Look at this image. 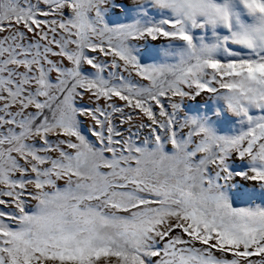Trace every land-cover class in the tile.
I'll use <instances>...</instances> for the list:
<instances>
[{
  "label": "snow or ice",
  "instance_id": "snow-or-ice-1",
  "mask_svg": "<svg viewBox=\"0 0 264 264\" xmlns=\"http://www.w3.org/2000/svg\"><path fill=\"white\" fill-rule=\"evenodd\" d=\"M234 176L264 189V0H0V264H264Z\"/></svg>",
  "mask_w": 264,
  "mask_h": 264
},
{
  "label": "rangeland",
  "instance_id": "rangeland-1",
  "mask_svg": "<svg viewBox=\"0 0 264 264\" xmlns=\"http://www.w3.org/2000/svg\"><path fill=\"white\" fill-rule=\"evenodd\" d=\"M118 10V9H117ZM108 21L117 22L121 18L113 16L110 12L106 13ZM140 52H143V45L138 46ZM144 62H148L147 58L141 57ZM185 111L193 116H206L208 122L215 128L216 132L221 135H231L239 130L237 119L229 112L226 111L223 105V101L219 98L212 96L208 97H196L194 99H188L184 104ZM248 165L246 162H242L239 158L232 157L228 161V167L233 171H241ZM226 193L233 202L237 205L241 203L240 197L245 192L251 191L257 196V203H261V199L264 198V189L262 188H250L248 182L242 180L239 176H234L232 181L225 187Z\"/></svg>",
  "mask_w": 264,
  "mask_h": 264
}]
</instances>
